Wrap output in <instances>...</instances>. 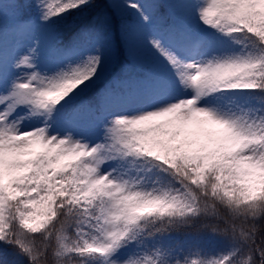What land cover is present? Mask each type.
<instances>
[{
  "label": "snow or ice",
  "instance_id": "snow-or-ice-1",
  "mask_svg": "<svg viewBox=\"0 0 264 264\" xmlns=\"http://www.w3.org/2000/svg\"><path fill=\"white\" fill-rule=\"evenodd\" d=\"M0 264H264V0H0Z\"/></svg>",
  "mask_w": 264,
  "mask_h": 264
}]
</instances>
